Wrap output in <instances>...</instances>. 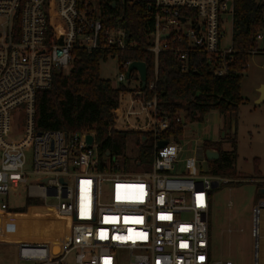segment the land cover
Returning a JSON list of instances; mask_svg holds the SVG:
<instances>
[{"label": "built area", "instance_id": "1", "mask_svg": "<svg viewBox=\"0 0 264 264\" xmlns=\"http://www.w3.org/2000/svg\"><path fill=\"white\" fill-rule=\"evenodd\" d=\"M230 1H152L147 13L153 23L151 46L146 50L154 54L155 68L146 90H155L162 52L175 53L185 72L192 54H201L216 76L228 74L235 51L233 44L223 45L222 17H233ZM259 4L264 13V0ZM114 19L105 15L102 0H0V209H13L5 198L24 190L27 200L38 204L32 208H44L41 202L49 198L57 200L45 209L54 210L60 224L67 221L58 254L47 241L21 242L22 261L122 264L128 257L129 264H209L213 183L220 187L231 179L197 172L199 159L194 157L185 161L184 172L178 168L185 146L179 138L163 136L184 120L161 115L157 98L147 99L142 90L139 73L128 78L132 62L121 64L117 81L130 91L121 94L111 129L153 138L150 169H126L116 157L112 165L100 156L96 132L36 128L37 93L51 88L55 73L73 68L78 49L119 52L136 45ZM255 42L250 55H264V29ZM161 141H167L163 148ZM198 151L205 156L202 145ZM27 152L32 154L31 173L26 170ZM30 176L37 177L36 184H29ZM262 206L264 202L253 209L255 264H261Z\"/></svg>", "mask_w": 264, "mask_h": 264}, {"label": "trees", "instance_id": "2", "mask_svg": "<svg viewBox=\"0 0 264 264\" xmlns=\"http://www.w3.org/2000/svg\"><path fill=\"white\" fill-rule=\"evenodd\" d=\"M153 0L139 2L124 0H102L105 15H114V23L120 24L128 34V40L136 44L125 51L100 48L92 53L83 49L76 51L77 59L67 73L54 74L52 86L39 91L36 100L35 125L38 131H64L69 134L82 131L96 132L99 153L102 158L114 165L113 159L126 169L139 171L144 160L153 161L154 140L149 134L140 135L131 131L113 130L115 115L113 111L119 105L122 93H127V85L115 87L110 80L100 76V65L110 57H117L120 63L144 62L148 69V82L154 79L155 56L146 49L151 46L148 34L153 23L147 19ZM116 4L113 8V4ZM234 61L228 74L215 75L210 65L205 63L201 54H192L190 69L185 72L182 63L173 52H162L158 57V81L155 90L145 92L147 99L157 98L161 115L175 120L184 115L183 123H174L172 129L163 137L178 139L185 129V121H203L210 111H217L224 119L238 112L244 103L241 94L244 73L247 71L250 52L257 44L255 37L264 29V13L257 0H232ZM130 134L138 136L140 155L130 160L122 155L116 145V138H125ZM147 141L141 144V137ZM236 144V139H232ZM204 150L213 148L219 151L220 158L210 161V174L226 179H248L240 176L235 169L238 157L237 148L224 151L221 142H205ZM110 152L111 156H107ZM109 157V159H108ZM119 158V159H118ZM260 177V176H259ZM231 183H228L229 185ZM221 185V186H227ZM264 184L258 186V190ZM29 208L38 206L28 200ZM37 213L33 218L25 209H10L6 213V241L26 242L35 230L45 232L42 241L51 243L55 254L59 253L60 241L57 235L63 232L54 210L32 208ZM34 214V211H33ZM211 257V236H210ZM211 259V258H210Z\"/></svg>", "mask_w": 264, "mask_h": 264}, {"label": "rangeland", "instance_id": "3", "mask_svg": "<svg viewBox=\"0 0 264 264\" xmlns=\"http://www.w3.org/2000/svg\"><path fill=\"white\" fill-rule=\"evenodd\" d=\"M226 34L223 45H232L233 17L223 15ZM263 47V44L260 45ZM121 73L120 63L117 57H110L100 65L102 79L110 80L117 87V81ZM264 84V55H253L249 59L247 71L244 73L241 94L244 103L235 114L236 131L232 139L222 140L223 126L219 124L220 114L210 111L203 121H185L184 133L178 141L185 146L181 156L183 163L178 167L185 171V161L194 157L199 159L196 166L197 172L210 174V161L206 160L203 153L198 151V145L204 146L205 142H221L223 150L233 151L237 148L238 157L235 161V169L240 176L248 179H231V184L214 188L212 191V208L210 215L211 259L209 264H255V237L252 234L253 209L264 202V196L258 194V186L264 184V101L259 103L260 88ZM134 87V83L130 85ZM126 101L130 97L126 95ZM183 119L186 117L184 115ZM144 116L140 118L143 122ZM133 119V118H131ZM138 136L130 134L125 138H116V145L122 155L130 160H136L140 155ZM26 170L32 172V154L27 152ZM204 160V161H203ZM149 160H144L140 169L148 170ZM260 176V177H259ZM35 176L29 177V184H36ZM67 181L72 185L71 178ZM8 207L13 209H25L27 214H32L29 208L27 191H19L5 198ZM43 207L54 206L57 200L49 198ZM260 216L261 240L260 263L264 264V206ZM32 211V212H31ZM41 211H36L40 214ZM33 218V215L31 216ZM57 222V220H56ZM62 223H67L63 220ZM6 212L0 209V264H34L31 261H22L19 257L21 242L6 241ZM38 241L32 237L26 243L35 244ZM122 264H129L128 257L123 258Z\"/></svg>", "mask_w": 264, "mask_h": 264}, {"label": "water", "instance_id": "4", "mask_svg": "<svg viewBox=\"0 0 264 264\" xmlns=\"http://www.w3.org/2000/svg\"><path fill=\"white\" fill-rule=\"evenodd\" d=\"M133 1V0H130ZM263 0H258L259 3H261ZM116 4H113V8H115ZM232 7V1L229 2V8ZM164 38H168V35H165ZM137 71L140 75L141 81H142V90H146L147 87V82H148V69H147V65L144 62H132V64L129 67L128 70V78L130 77L131 73ZM260 100L258 101L259 103L264 101V84L261 86L260 88ZM235 114L233 113L232 115H228L227 116V126L226 129L223 130V134H222V140L224 139H235V137H233V134L236 131V122H235ZM147 141V137L142 136L141 137V144H144ZM87 142L91 143L92 142V137L88 136L87 137ZM167 145V141H161L159 142V147L163 148ZM206 159L208 161H216L220 158V153L218 150L213 149V148H208L204 150ZM107 156H111V153L108 152ZM63 182V180H61ZM213 187L214 188H218L219 187V182L215 181L213 183ZM258 194L261 196H264V188H260L258 190Z\"/></svg>", "mask_w": 264, "mask_h": 264}, {"label": "bare ground", "instance_id": "5", "mask_svg": "<svg viewBox=\"0 0 264 264\" xmlns=\"http://www.w3.org/2000/svg\"><path fill=\"white\" fill-rule=\"evenodd\" d=\"M32 215H33V213L30 216H32ZM59 224H60V222H59ZM60 226L62 227V230H64L65 223H63V225L60 224ZM44 235H45V232L43 230H41V231L35 230L32 232V238L37 240L38 242L42 241V238L44 237Z\"/></svg>", "mask_w": 264, "mask_h": 264}, {"label": "crops", "instance_id": "6", "mask_svg": "<svg viewBox=\"0 0 264 264\" xmlns=\"http://www.w3.org/2000/svg\"><path fill=\"white\" fill-rule=\"evenodd\" d=\"M221 123H222V126H223V130H225L228 121H227V118L224 119V118L220 115V116H219V124H221ZM224 151H226V150H224ZM263 181H264V180H263ZM57 239H58V241H62V240H63V232H62L61 234H58V235H57ZM60 244H61V242H60Z\"/></svg>", "mask_w": 264, "mask_h": 264}]
</instances>
